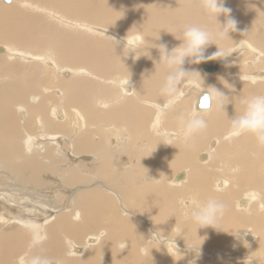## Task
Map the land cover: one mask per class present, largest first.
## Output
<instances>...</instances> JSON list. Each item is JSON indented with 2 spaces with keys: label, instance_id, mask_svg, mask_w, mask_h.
Segmentation results:
<instances>
[{
  "label": "bare ground",
  "instance_id": "6f19581e",
  "mask_svg": "<svg viewBox=\"0 0 264 264\" xmlns=\"http://www.w3.org/2000/svg\"><path fill=\"white\" fill-rule=\"evenodd\" d=\"M1 1L12 7L0 8V43L8 45L0 54L22 61L0 69L1 119L15 111L0 125V154L18 174L0 169V246L7 255L1 264H27L36 254L54 264H264V145L232 134L215 106L200 110L203 94L195 84L181 85L176 109L201 111L208 127L188 144L179 141L174 113L161 111L158 50L127 56L134 40L160 33L158 43L171 49L180 43L171 33L178 36L185 25L211 28L215 21L194 3L199 0L171 6L165 0ZM225 6L237 26L257 30L237 29L233 40L220 42L233 53L216 59V72L187 61L184 68L198 70L205 88L234 96L235 104L226 106L231 117L242 108L240 97L264 94V0H225ZM45 13L58 28L42 20ZM80 28L90 41L76 37ZM206 51L210 56L217 47ZM42 78L50 82L44 95ZM37 93L42 99L34 95L36 105L28 104ZM69 149L95 152L86 176L78 167L59 172ZM86 155L73 158L94 159ZM28 163L37 175L25 174ZM213 196L227 211L216 229L197 230L191 213ZM160 229L173 238L164 246L153 240Z\"/></svg>",
  "mask_w": 264,
  "mask_h": 264
},
{
  "label": "clouds",
  "instance_id": "9594fccd",
  "mask_svg": "<svg viewBox=\"0 0 264 264\" xmlns=\"http://www.w3.org/2000/svg\"><path fill=\"white\" fill-rule=\"evenodd\" d=\"M199 2L206 14L215 21L211 28L199 24L185 25L178 36L171 33L175 39L180 41L178 45L171 49L166 43H158L160 33L158 39L145 37L143 40H134L132 42L134 49L130 47L127 56L131 53L134 54V59L140 58L143 55L137 56L136 53L141 48H146L148 52L152 48L158 50L159 60L157 64L162 65L164 72L159 86V95L166 99V104L161 107V111L164 114L174 113L175 119L179 124V131L176 134V139L179 141L188 144L208 127L205 115L201 111L176 109L180 99L181 85L195 84L199 87L203 97L207 98V106L203 103L204 108L208 109L215 106L217 109L222 110L228 120L232 134L237 136L250 135L255 138L259 145H264V94L240 97L239 104L242 105V108L239 111L234 110V114L229 117L226 112V106L230 103L235 104L234 96L230 97L214 85H209L205 88L204 77L198 70L184 68L186 61L191 64H200L206 60H223L233 53L231 49L220 46V42L232 39L230 33L237 31V21L230 17L231 9L225 6V0H199ZM220 16L225 17L223 23L219 20ZM137 29L139 30V28ZM127 43L128 41L125 37L124 48ZM213 44L217 47V51L211 56H206V49ZM148 45L152 46L148 47ZM220 80L225 88L233 90L232 85L226 80L222 77ZM226 211L227 205L213 196L205 200L191 213V219L198 225L197 230L204 227L216 229L219 220L225 215ZM153 234H156L155 238L160 241V246H164L171 239V233L165 234L162 229L157 230ZM39 244L40 239L37 238L35 246L38 247ZM252 262L250 261V264ZM27 264H54V262L47 256L36 254L29 257Z\"/></svg>",
  "mask_w": 264,
  "mask_h": 264
},
{
  "label": "rangeland",
  "instance_id": "374dc122",
  "mask_svg": "<svg viewBox=\"0 0 264 264\" xmlns=\"http://www.w3.org/2000/svg\"><path fill=\"white\" fill-rule=\"evenodd\" d=\"M27 1H29V2H31L32 0H27ZM166 2L167 1H169L168 3H167V5L166 6H171V5H173L174 4V2L175 1H177V0H165ZM181 0H178V2L179 3H184V2H186V1H184V2H180ZM20 3V2H18V1H13V3H14V5H15V3ZM40 2V1H39ZM39 2L37 3V6H40V5H42V6H45V5H49V4H39ZM194 2V1H193ZM195 4H200V2L199 1H197V2H194ZM13 5V6H14ZM3 6V7H2ZM5 6H7V7H12V4H10V5H6V4H4L1 0H0V8H4ZM49 10V9H48ZM46 14V13H45ZM41 14V15H43L42 17V20L45 22V23H47V24H49V26H52L53 28L54 27H56V28H58V22H56V21H51L50 20V18H49V14ZM40 15V16H41ZM47 16V17H46ZM250 23H248V24H246V25H240V26H237V29H242V28H244V29H246V30H252V31H256L257 30V28H258V26L259 25H257L256 27H254V25L253 24H250ZM60 30H61V28H60ZM81 30V31H80ZM83 29L82 28H80L79 30H77L76 31V37H83V38H88V40L90 41L91 40V38H89V37H86V36H80V34H83L85 31H82ZM260 35H262V33H260V34H258V37H260ZM259 39V38H258ZM0 47H4V48H6V49H8V45H6V44H3V43H0ZM234 49V48H233ZM209 52V51H208ZM207 51L205 52V54L206 55H209V53H208ZM208 53V54H207ZM212 52H210V56L213 54H211ZM7 54H0V59H2V61L0 62V69H6L7 67H9L8 66V64H12V63H10L11 61H16L17 60V58H16V56L15 57H12V58H10L9 56H6ZM17 61H19V62H22L21 60H17ZM28 63V62H27ZM26 63V64H27ZM197 65V67H199L198 69H200L201 67H200V65L199 64H196ZM41 70H43V69H41ZM201 70V69H200ZM44 71V70H43ZM43 79V82H42V87H41V92H42V94L44 93L43 92V90H45L44 89V86H47V84H48V86H50V82L49 81H44V79L45 78H42ZM96 81H98V80H96ZM46 82H49V83H46ZM99 82V81H98ZM97 82V83H98ZM96 83V84H97ZM3 84H5L7 87H8V83H3ZM45 88H47V90L51 93L52 92V94H54L55 93V89H51V87H45ZM187 90V89H186ZM10 91H13V90H10ZM32 95V94H31ZM31 95H29L28 96V100H29V102H28V100H26V102H28V104H34V105H36L34 102H33V100H32V97H35L34 95H36L37 97H39V99H38V102L42 99V95L40 94V93H37V94H33V96H31ZM38 95H40V96H38ZM44 95V94H43ZM30 97H31V100H30ZM36 98V97H35ZM4 101H5V98H4ZM4 101H1V103H0V105L1 104H3V102ZM31 101V102H30ZM19 102H22L21 100H19ZM32 104V105H33ZM3 106L1 107L0 106V110H2L3 111ZM1 111V112H2ZM13 111H14V109H13ZM0 112V113H1ZM4 112V111H3ZM15 112V111H14ZM14 112H11V114L13 113L14 114ZM11 114H10V116H11ZM9 116V117H10ZM13 116V115H12ZM11 116V117H12ZM5 117H7V116H5ZM5 117H3V118H5ZM9 117H7L6 119L8 120V118ZM10 117V118H11ZM2 118V115L0 116V125L2 124V121L4 120V122H3V124L5 123V122H7V120L5 121V119H1ZM9 118V119H10ZM18 124H19V120H18ZM152 139H153V137H152ZM153 141H154V139H153ZM43 141H41V144H43L42 143ZM157 144H160V143H157ZM211 145V144H210ZM97 149V148H96ZM23 151H24V148H23ZM68 152H70V154H69V156H68V160H66L63 164H61V168H60V170H59V172H65L66 171V168L67 167H70V169L71 168H75V167H78V169H79V171H80V173H82L83 175H85L86 176V174H85V171H86V169H85V167L86 166H88V165H92V163H94L96 160H95V158H94V151L91 149V150H88V151H86V152H82V153H77V154H75L74 153V151H72L71 149H69L68 150ZM72 152V153H71ZM72 154V155H71ZM86 154H88V155H86ZM202 154V153H201ZM206 154V153H205ZM81 156V155H86V156H92L94 159L92 160V161H84V160H82V161H80V163H78V162H76V160H74V158L73 157H76V156ZM200 154H198V156H199ZM197 156V157H198ZM2 160V161H1ZM135 160H136V158H135ZM1 162H2V164H1ZM84 162V163H83ZM76 164V165H75ZM215 165H216V162L214 163V164H210V165H208V167H211L212 166V168H214L215 167ZM6 166H10V165H8L3 159H2V155L0 154V169H3V170H6L8 173H10V174H15V173H17V171L15 170V169H11V170H9L8 169V167H6ZM21 168H23L22 166H21ZM63 168V169H62ZM80 168H82V170H80ZM24 169V168H23ZM22 169V170H23ZM236 169V168H235ZM14 170V171H13ZM24 170H26V175H28V177H32V176H35V175H37L38 174V171L36 170V167H35V163H28V165L26 166V169H24ZM205 171H207V172H209V169L208 168H206L205 169ZM13 172V173H12ZM15 172V173H14ZM35 172V173H34ZM230 172H233V170L232 171H230ZM28 173V174H27ZM15 175H17L18 176V174H15ZM214 175V174H213ZM47 176V175H46ZM96 177H99L98 176V174H96ZM97 182V181H96ZM11 185H12V183L13 184H15L16 183V181H11V182H9ZM56 183V184H55ZM53 185H55L54 186V189H56L57 190V192H58V194H65L63 191H61L62 189L61 188H59L58 186L59 185H61V182L60 181H54L53 183H52ZM66 196H67V198H69V195H67V194H65ZM180 197H182V194H181V196ZM190 197H192V196H187V195H185L184 197H182L183 199H187V198H190ZM233 204H235V201H234V199H233ZM238 207V206H237ZM121 211H123V210H121ZM124 212L125 211H123L122 212V214H124ZM247 212H249V211H247ZM125 214L126 215H129V214H127V212H125ZM260 225H264V222H261V224ZM146 227H151L149 224H147V226ZM249 227V226H248ZM253 227V226H252ZM252 227H250L249 229L251 230V228ZM264 227V226H263ZM252 229H254V227L252 228ZM148 233H152V232H149L148 231ZM29 237V236H28ZM237 238H239V237H237ZM171 239H173L172 237H171ZM235 239V238H234ZM154 241H155V243H157L158 241H157V239L154 237V239H153ZM235 241L236 242H238V240H236L235 239ZM1 247L2 246H0V256H1V258H6L7 257V255L6 256H3L2 257V255L1 254H3V252L1 251ZM235 252H237V253H239L240 251H235ZM198 256H200L201 258H202V256L203 255H201V254H197ZM1 258H0V264H1ZM2 259V260H3ZM241 259H244V258H241ZM6 264H8V263H6Z\"/></svg>",
  "mask_w": 264,
  "mask_h": 264
},
{
  "label": "water",
  "instance_id": "95a60500",
  "mask_svg": "<svg viewBox=\"0 0 264 264\" xmlns=\"http://www.w3.org/2000/svg\"><path fill=\"white\" fill-rule=\"evenodd\" d=\"M3 1L5 3H11L12 2V0H3ZM206 56H208V55H206ZM200 66L204 71L209 72V73L216 72L218 70V63L216 60H206L205 62L200 63ZM198 108L200 110L205 109L203 106V95L199 99ZM181 177H182V175H179L178 179H181Z\"/></svg>",
  "mask_w": 264,
  "mask_h": 264
},
{
  "label": "snow or ice",
  "instance_id": "6c2138e0",
  "mask_svg": "<svg viewBox=\"0 0 264 264\" xmlns=\"http://www.w3.org/2000/svg\"><path fill=\"white\" fill-rule=\"evenodd\" d=\"M203 103L205 104V106H207V98L203 97Z\"/></svg>",
  "mask_w": 264,
  "mask_h": 264
}]
</instances>
